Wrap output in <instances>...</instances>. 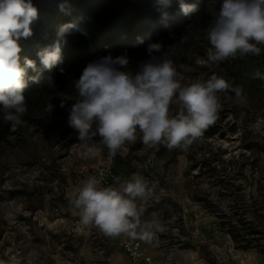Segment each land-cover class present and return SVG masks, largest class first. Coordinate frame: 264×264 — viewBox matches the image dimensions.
<instances>
[{"label": "rangeland", "instance_id": "1", "mask_svg": "<svg viewBox=\"0 0 264 264\" xmlns=\"http://www.w3.org/2000/svg\"><path fill=\"white\" fill-rule=\"evenodd\" d=\"M199 9L185 16L176 2L169 24L180 29L149 44L164 45L182 83L223 76L242 89L246 102L238 103L231 91L221 93L217 120L187 151L164 144L149 149L138 132L114 158L105 148L100 158L90 159L68 125L73 81L85 66L72 73L62 90L31 105L25 126L0 139V259L7 264H135L113 237L84 228L72 204L89 172L110 163L121 181L139 174L152 189L137 203L145 208L142 219L157 218L163 225L151 243L145 242L158 263L264 264L258 243L239 249L228 232V227L245 235L256 232L264 245V80L252 78L257 70L264 73V46L259 56L207 63L210 45L202 29L220 8L204 0ZM165 21L156 12L155 24ZM148 45L128 55L131 67L147 58ZM48 103L55 106L51 114L45 112ZM177 107L170 105L173 113Z\"/></svg>", "mask_w": 264, "mask_h": 264}, {"label": "clouds", "instance_id": "2", "mask_svg": "<svg viewBox=\"0 0 264 264\" xmlns=\"http://www.w3.org/2000/svg\"><path fill=\"white\" fill-rule=\"evenodd\" d=\"M176 2L185 16L200 10L198 3ZM172 6L173 0H155L153 8L162 20H167ZM37 18L38 10L31 0H0V113L13 131L27 124L23 119L28 111L23 94L25 78L27 69L36 71L33 60L24 58L21 66L22 48L18 42L33 35ZM73 30H78L76 24L60 26L53 45L38 53L42 65L49 70L47 76L31 78L38 86L56 87L51 70L61 62L64 38ZM202 35L210 45L206 49L209 64L261 55L264 0H224L202 29ZM178 76L159 42L148 45L147 58L138 61L135 68L127 54H109L87 63L73 81L76 96L68 111V125L76 131L79 146L90 159L100 158L105 148L114 158L137 140L139 132L140 140L149 149L164 144L169 149L187 151L217 120L222 110L221 93L231 91L238 103L246 102L242 89L233 87L223 76L198 77L188 84ZM252 78L264 80V73L257 70ZM172 104L178 106L174 113ZM59 106L64 108L65 101L61 100ZM54 108L48 103L45 112L51 114ZM103 179V172L91 175L76 189L72 204L81 225L96 227L109 237L151 243L154 235L163 231V225L157 218L142 219L145 208L137 200L153 194L146 179L135 173L122 181L113 177V186H104ZM0 264L7 262L0 259Z\"/></svg>", "mask_w": 264, "mask_h": 264}, {"label": "trees", "instance_id": "3", "mask_svg": "<svg viewBox=\"0 0 264 264\" xmlns=\"http://www.w3.org/2000/svg\"><path fill=\"white\" fill-rule=\"evenodd\" d=\"M209 1L217 8L224 2ZM31 2L38 10L33 35L18 42L22 48L21 66H24V58L33 60L36 64V71L27 69L25 78L27 86L23 94L28 109L46 98V95L62 90L61 86L66 83L68 77L72 73L78 75L79 69L87 63L109 54L113 57L132 54L145 48L154 38L165 36L170 30L180 29L179 26L169 24L172 18L170 16L167 23L165 21L161 27L155 24L156 11L153 8L155 0H31ZM203 2L204 0H193V3H198L199 6L203 5ZM175 5L176 0H173L171 8ZM69 23L76 24L78 30H73L65 36L61 62L51 70L56 87L50 89L45 84L38 86L31 78L49 75V70L42 65L38 53L53 45L60 26ZM61 68L64 69L63 73L60 71ZM2 115L0 113V139L13 132L10 124L3 121ZM228 232L233 240L240 244L239 249L247 250L256 242L258 249L264 254V245L260 244L263 237L256 236L258 233L250 231L245 235L231 230L230 227ZM246 236L251 238L246 239Z\"/></svg>", "mask_w": 264, "mask_h": 264}, {"label": "built area", "instance_id": "4", "mask_svg": "<svg viewBox=\"0 0 264 264\" xmlns=\"http://www.w3.org/2000/svg\"><path fill=\"white\" fill-rule=\"evenodd\" d=\"M101 172L104 173L103 184L104 186H113L115 181L113 177H116V173L110 163H105L99 167L92 169L89 172L91 175H99ZM88 176V177H89ZM119 241L123 252L134 262L139 264H154L153 257L146 253L143 242L139 239L131 240L124 236L116 237Z\"/></svg>", "mask_w": 264, "mask_h": 264}, {"label": "crops", "instance_id": "5", "mask_svg": "<svg viewBox=\"0 0 264 264\" xmlns=\"http://www.w3.org/2000/svg\"><path fill=\"white\" fill-rule=\"evenodd\" d=\"M115 240H116V242L118 243V246H119V249L123 252V250L121 249V246H120V244H119V241H118V239L116 238V237H113ZM143 242V247H144V249H145V251H146V253L147 254H149V255H151L152 257H153V260H154V264H161V263H158L157 261H156V259H155V255L154 254H152L147 248H146V243L144 242V241H142ZM124 253V252H123ZM166 252H164V254H165ZM135 264H139V263H135ZM163 264V263H162ZM197 264H206L205 262L203 263L202 261H199V262H197Z\"/></svg>", "mask_w": 264, "mask_h": 264}]
</instances>
